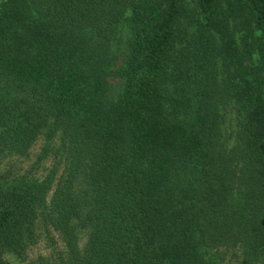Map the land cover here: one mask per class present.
I'll return each instance as SVG.
<instances>
[{
	"label": "trees",
	"instance_id": "trees-1",
	"mask_svg": "<svg viewBox=\"0 0 264 264\" xmlns=\"http://www.w3.org/2000/svg\"><path fill=\"white\" fill-rule=\"evenodd\" d=\"M233 253L264 264V0H0V264Z\"/></svg>",
	"mask_w": 264,
	"mask_h": 264
},
{
	"label": "rangeland",
	"instance_id": "rangeland-1",
	"mask_svg": "<svg viewBox=\"0 0 264 264\" xmlns=\"http://www.w3.org/2000/svg\"><path fill=\"white\" fill-rule=\"evenodd\" d=\"M184 24H187V22L184 21ZM123 27H124V25L122 24L120 26V29H122ZM120 36H121V33H120ZM121 88H122V81L118 77L113 78L112 79V92L114 94H117L121 90ZM220 114H221V116L223 118L221 127H222V131L224 133V136H225V145H226L227 151H229L230 153L233 154V152L235 151V146H236V141H235V135L234 134H235V131H236L237 118H236L234 110L231 108V106L222 107L221 111H220ZM41 146H42V143L39 142L33 148V154L31 156L30 161L33 162L35 160L34 157H36V155L39 153V150H40ZM31 163L23 162L21 164H18L19 168L18 167L17 168L18 169H22V168L26 169V168H28V165L31 164ZM48 166H49V162L45 161L44 165L42 167L38 168V171L40 173H42L41 172L42 168L43 167L47 168ZM55 239L57 241V248L58 249H62V244L59 241V239L56 236H55ZM86 239H87V237H86L85 234L80 236V238H79V247L80 248L84 247V245L86 243ZM50 253H51V247L48 244V242L46 241V239L45 240L44 239L40 240L35 246H33L30 249V255L33 258H36L39 255H41V256H49ZM231 256H229V258ZM229 261H230L231 264H241L239 261L236 260L235 254L231 257V259H229Z\"/></svg>",
	"mask_w": 264,
	"mask_h": 264
}]
</instances>
